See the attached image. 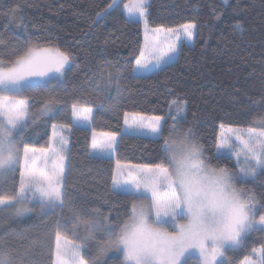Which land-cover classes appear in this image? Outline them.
Wrapping results in <instances>:
<instances>
[{
  "label": "trees",
  "instance_id": "obj_1",
  "mask_svg": "<svg viewBox=\"0 0 264 264\" xmlns=\"http://www.w3.org/2000/svg\"><path fill=\"white\" fill-rule=\"evenodd\" d=\"M111 1L0 0V54L11 57L37 44L70 55L71 65L62 83L25 93L32 111L52 98L62 109L52 116L31 117L20 148L24 143L44 147L53 124L67 127L64 188L73 203L55 212V216L66 219L71 207H86L89 212L99 209L109 215L110 223L118 225L128 218L130 199L110 191L116 160L130 164L159 162L163 137L169 135L168 125L172 122L169 118L164 124L159 140L125 134V112L166 116L170 101L185 102L186 118L179 122L181 130L192 128L213 166L237 171L232 158L216 156V142L221 125L250 127L264 121V0H149V27L175 28L195 23L196 31L192 46L182 43L174 62L148 75L132 71L143 34L140 22L131 23L125 17L123 6L128 0L97 19V13ZM109 73L114 78L111 83ZM73 103L93 109L91 128L72 126ZM102 103L103 108L99 107ZM93 130L119 135L116 159L90 155ZM235 184L255 194L258 219L264 214V173L255 180L238 178ZM13 186L15 190L16 183ZM72 223L68 222L69 234ZM38 227L21 231V239H4L10 244L6 247H17L21 242L17 248L24 251L34 236L30 253L37 264L47 262L50 253L44 252L51 249L52 232L49 226ZM83 232L81 227L79 233ZM40 239L48 243L45 240L43 246ZM261 247L264 230L258 227L245 238L242 255ZM88 249L90 254L97 251L92 245ZM121 259L120 254H113L100 264H119ZM30 260L28 256L24 264H31Z\"/></svg>",
  "mask_w": 264,
  "mask_h": 264
},
{
  "label": "snow or ice",
  "instance_id": "obj_2",
  "mask_svg": "<svg viewBox=\"0 0 264 264\" xmlns=\"http://www.w3.org/2000/svg\"><path fill=\"white\" fill-rule=\"evenodd\" d=\"M148 3L149 0H135L133 5H125L128 22H143L146 32V43L135 57L132 69L138 75L159 69L178 52L177 44L165 48L149 41ZM114 6H118V0H112L104 12ZM193 27L183 25L182 34L175 33L177 40L182 35L191 41ZM153 31L173 33V29L162 27ZM70 61V55L58 48L37 44L11 57L0 54V178L19 172L14 193H0V209H14L16 217L30 213V205H39L41 214L47 215L56 209L62 212L73 203L67 199L64 188L68 141L56 131L57 125H52L47 147L37 149L24 143L22 153L20 149L30 119L25 93L35 87H49L53 81L59 83ZM113 79L109 73V83ZM116 91L119 95L118 84ZM58 110L57 101L52 98L44 102L38 115H55ZM92 114L91 107L72 104L74 124L90 122ZM185 114V102L179 99L169 102L166 116L124 113L125 134L156 140L163 137L164 124L171 119L169 135L163 137V155L159 162L148 164H121L117 160L110 191L130 199L128 218L114 225L109 215L99 209L89 212L86 207H71V215L65 221H56L50 264H95L110 250L122 254L119 264H187L194 252L199 255V264H224L227 250L240 247L252 230H264V214L256 219L255 194L235 186L237 177L255 180L264 173V121L259 128L249 127L246 134L236 136L235 142L227 135L217 137L216 156L231 152L236 157L238 172L233 173L226 167L213 166L204 157L191 128L178 140L172 136ZM104 135L105 139H96L93 134L91 156L103 158L114 154L116 134ZM69 221L73 222L71 240L64 235ZM81 227L86 234L76 243ZM98 233L102 237L97 240L96 257L86 260L84 250ZM30 252L31 249H25L16 255L15 249L0 248V264H13L14 259L24 264ZM252 252L257 259L246 256L241 264H264V247L253 248Z\"/></svg>",
  "mask_w": 264,
  "mask_h": 264
},
{
  "label": "rangeland",
  "instance_id": "obj_3",
  "mask_svg": "<svg viewBox=\"0 0 264 264\" xmlns=\"http://www.w3.org/2000/svg\"><path fill=\"white\" fill-rule=\"evenodd\" d=\"M122 0H118V5L121 3ZM223 2H227L229 0H222ZM112 3V1H111ZM110 3V4H111ZM135 3V0H128L127 3L124 4L123 6V10H124V14H125V17L128 19L127 17V13L125 11V5H133ZM116 7V6H114ZM113 7V8H114ZM111 8V9H113ZM107 9V8H106ZM111 9H108V11H110ZM106 12L102 11L100 13V15L97 16V19H99L102 15H104ZM142 24V34H143V39H142V47L145 45L146 41H145V36H146V32H145V27H144V23L143 22H140ZM187 24H192L194 25L193 29H192V32H193V37L191 39V41H188L186 39L183 38V36L181 35V39L178 41L177 38H176V34L177 32L181 33L183 32V28L181 26H178V27H175V28H171L173 29V33H167L166 31L165 32H161V33H155L153 31V29H156L158 27H149L148 26V32H147V35H148V38H149V41H152V42H158L160 45H162L163 47H167L169 44H177L178 45V52L176 53V55L169 61H167L166 63L162 64L161 68L167 66L168 64L174 62L176 59H177V56H178V53H179V49H180V46L182 43H186L190 46H192L194 44V41H195V31H196V24L195 23H187ZM186 25V24H184ZM163 29H169V28H164L162 27ZM50 48H55V47H50ZM71 65V61L69 64L65 65V69H64V74H63V77L61 78L60 82L59 83H62L63 80H64V76H65V73L66 71L68 70V68L70 67ZM159 69H152L148 72H145L143 73L142 75H148L154 71H157ZM137 74V73H135ZM138 75V74H137ZM57 83L56 81H53V83ZM29 101V100H28ZM42 107H40L37 111H32L30 108H29V115H30V119L28 120V122L31 120V117H34L35 115L37 116H52V114H48V115H38V113L40 112V109ZM57 108L59 109L56 113H58L59 111H61L62 107L61 105H57ZM55 113V114H56ZM129 114H134V113H129ZM141 115H144V114H141ZM93 116V114H92ZM145 116H148V115H145ZM125 118V117H124ZM131 118V117H130ZM91 121H92V117L90 119V122L89 121H82L80 122L79 124H74V117L72 115V126H77V127H88V128H91ZM261 122L262 121H256L252 126L250 127H260L261 125ZM172 122L168 125V133L169 134V128L171 126ZM125 124L123 125V129L125 128ZM249 127H234V126H226V127H221L220 130H219V135L218 136H221V135H227V136H230L232 137L233 139V142H235V137L240 135L241 133H247V129ZM192 129V128H191ZM56 131L60 134H62L65 139L68 141V145H67V149H69V140H68V132H69V129L67 127H63L61 128L59 125H57V129ZM186 130L182 131L181 130V124H177L176 125V129L175 131L172 133V136L175 138V139H180L182 134L185 132ZM95 133V137L96 139H105V135L106 134L105 132H100V131H92V139H91V143H92V140H93V134ZM124 133V132H123ZM53 134V128L51 129V132H50V136L49 138L52 136ZM192 134H193V138L195 139V141H197L201 147H202V144L200 143V141L196 138V136L194 135L193 133V130H192ZM132 135V134H130ZM49 138L47 140V142L45 143V146L44 147H47V144L49 142ZM118 139H119V135L116 134V144L114 145V148H115V152L114 154L112 155H105L103 158H111V159H116V147H117V143H118ZM43 148V147H41ZM203 148V147H202ZM21 149V148H20ZM39 149V148H37ZM23 152V148L21 149V153ZM68 152V150H67ZM90 152H91V145H90ZM216 152H217V149H216ZM221 156H228L230 158H232L235 162H236V157L233 153L231 152H224ZM205 157V155H204ZM243 160V157H241V161ZM117 161V160H116ZM66 163H67V158H66ZM121 164H130V163H126V162H121ZM115 167H116V162H115ZM231 171V170H229ZM233 173H237L238 172V168H237V171H231ZM240 178V177H237V179ZM240 179H252V178H240ZM18 181H19V172L17 171L13 176H9L7 178H0V193H3V194H8V195H11L14 193V184L16 183V187L18 186ZM236 186V184H235ZM237 187V186H236ZM238 188V187H237ZM30 207L32 208V211L28 214H26L25 216H22V217H16L14 215V209H11V208H8V209H0V248H3L5 250H9V249H15L16 250V255H18L20 252H23L21 250V248H17L18 246H20L21 242L19 244H17L16 246L17 247H6V244L9 246L10 244L7 242L5 244V241L4 239L6 240H15V239H21V231H27V230H32L33 227H41V226H44V227H50V232H52V241H51V249L50 248H47V251L44 252L45 255H47V253H50L49 254V259L47 262H43L42 264H50V261H51V253H52V250L54 249L55 247V232H56V221L57 219L61 220V221H65L66 219H64V217L59 218L57 215L55 216V212L59 211L60 209H56L55 211H50L48 212L47 215H42L41 214V210H40V207L39 205H30ZM257 207V205H256ZM55 216V217H54ZM54 217V218H53ZM259 219V218H258ZM257 219V220H258ZM52 222V223H51ZM47 223V224H46ZM46 224V225H45ZM51 224V225H50ZM38 227V228H39ZM48 227V228H49ZM53 227V228H51ZM68 228H69V225H68ZM83 228V227H82ZM36 230V229H35ZM49 230V229H47ZM84 231V229H83ZM85 231L82 233V234H78V238H76V243H79L81 241V239L84 237L85 235ZM99 234V233H98ZM64 235L69 239H73V234L72 232L69 234L68 232L64 233ZM248 236V235H247ZM246 236V237H247ZM43 237V236H41ZM245 237V238H246ZM244 238V240H245ZM100 239L97 237V234H96V239L94 240H91L88 242V247L84 250V253H85V259L86 260H89V261H92L94 260V258L96 257V253H93L91 252L90 254V251H89V246L92 245V246H95V248L97 249V240ZM45 240L46 239H40V243L42 242L43 246L45 244ZM244 240L242 241V244L240 247L238 248H235V249H229L225 252V257H224V264H241V262L244 260V258L246 256H251V258L255 261L257 259V256L255 254H253V252H250L248 255L246 256H243L242 253V246H243V242ZM33 241H34V236L30 239V246L28 247V249H30L32 247V244H33ZM24 242V241H23ZM28 242V240H27ZM47 242V240H46ZM48 243V242H47ZM45 248V247H44ZM50 249V250H49ZM256 249H260V248H256ZM49 251V252H48ZM113 254H120V256L122 257V254L118 251H115V250H110L103 258L99 259V260H96L95 261V264H100L101 261L104 259H108V257H110V255H113ZM30 257V263L33 264H37L36 261H35V257L33 255H29ZM15 262V263H14ZM18 259H14L13 260V264H16L18 263ZM187 264H199V255L198 253H193L188 259H187Z\"/></svg>",
  "mask_w": 264,
  "mask_h": 264
}]
</instances>
